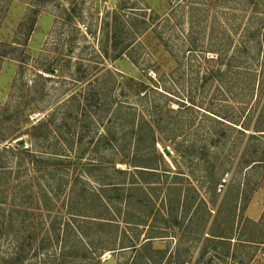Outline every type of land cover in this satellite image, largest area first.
I'll return each mask as SVG.
<instances>
[{"label":"rangeland","instance_id":"374dc122","mask_svg":"<svg viewBox=\"0 0 264 264\" xmlns=\"http://www.w3.org/2000/svg\"><path fill=\"white\" fill-rule=\"evenodd\" d=\"M127 77L179 130L157 133L170 156L153 186L114 169L139 145ZM249 122L264 128V0H12L0 9V264H264V131L244 133ZM20 141L32 154L3 153Z\"/></svg>","mask_w":264,"mask_h":264},{"label":"trees","instance_id":"16d2710c","mask_svg":"<svg viewBox=\"0 0 264 264\" xmlns=\"http://www.w3.org/2000/svg\"><path fill=\"white\" fill-rule=\"evenodd\" d=\"M12 2V0H3V5L0 3V9H4V10H8L9 9V5ZM5 43L6 45L8 44L7 42H2ZM11 45V44H10ZM10 53V52H6ZM4 56V55H2ZM7 56V55H5ZM216 74L218 76L221 75V70L220 68H218L216 70ZM121 91L123 94L128 95L130 98H134V100L136 102H138V104H140L143 108L141 111V117L137 118L136 117H132L131 116V128L134 136V143H138L140 145V141H141V135L143 136H150V147L153 148V150L151 149H141L139 148V145L137 146V148H135V146L133 147L132 151L127 152L125 151L123 148L122 150L119 152V158H118V162L121 164H126L128 165L127 169H120V168H115L114 169L122 174H128L130 176L131 181L127 183L128 187L133 186L134 188L137 186L141 187V183H144L146 185H152L153 184H159V173L161 170V163L160 161H165V158L163 156V154L165 153L167 156H170V151L167 149V147H164V152H159V150L156 149V144L157 142H160L161 139L163 140H168L170 142L175 141L176 139H178L179 137V130H178V126H176L175 128H170L167 129L165 127H161V118H160V114H159V110H161V107L159 106V104L156 102H151L150 100H148V90H151L152 87L146 83L144 80H141L139 78H135V77H127L124 79V81H122L121 83ZM150 115L151 117L148 118V116L146 115ZM117 121L119 123L118 125V129H121V126L123 125L122 123L124 122H120V119H124L121 115L120 111H116L115 113ZM125 121V120H124ZM35 127H33L34 129ZM244 133L247 130H252L254 132H261L264 131V128H262L261 126H251L250 122L249 124L245 125L244 129H241ZM177 131V132H176ZM157 133H161L162 135H164V137H162L161 139L157 136ZM251 136L256 135L255 133L250 134ZM258 135H263L262 133L258 134ZM112 136L111 134V128H107V130L104 132V134L100 137V141L101 140H108L110 139V137ZM113 138H115V136H113ZM22 141L18 142L17 146H13V147H8V148H4L3 153L4 152H9V151H16L19 154H32L31 150L28 148L23 149L22 148ZM116 143H118V140L116 139ZM117 145L121 146V144H115V147L117 148ZM133 146V145H132ZM179 155L180 152H182V149H180V146H176L174 149ZM183 153V152H182ZM54 157V156H53ZM58 158V159H56ZM56 158H50V160L53 161V163L51 164L52 167L56 168H61L63 166L64 162L63 160H60V157H56ZM32 161V160H31ZM261 161H264L261 160ZM76 162V160H75ZM77 163V167L80 166L79 162ZM165 163V162H164ZM258 163H260V160H258ZM257 164V163H256ZM254 163V165H256ZM62 165V166H61ZM168 170V169H167ZM120 183H103V186L106 187H121ZM132 188V189H134ZM152 188V187H151ZM105 199V198H103ZM99 216H95L98 218H103L102 216H100V214H98ZM102 215V214H101ZM216 236H220V237H228L226 234H214ZM151 237H156V236H151ZM134 246V245H133ZM21 262H23V259L21 260ZM110 262L109 259H103L101 254L96 256L95 259V264H108Z\"/></svg>","mask_w":264,"mask_h":264}]
</instances>
